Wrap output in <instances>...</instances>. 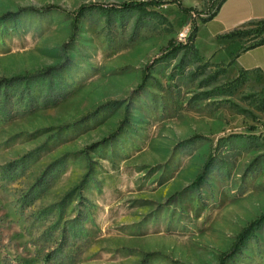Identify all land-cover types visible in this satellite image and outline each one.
Listing matches in <instances>:
<instances>
[{
	"label": "rangeland",
	"instance_id": "1",
	"mask_svg": "<svg viewBox=\"0 0 264 264\" xmlns=\"http://www.w3.org/2000/svg\"><path fill=\"white\" fill-rule=\"evenodd\" d=\"M221 2L0 0V264L224 261L264 213V75L180 52L143 83ZM224 264H264V228Z\"/></svg>",
	"mask_w": 264,
	"mask_h": 264
},
{
	"label": "crops",
	"instance_id": "2",
	"mask_svg": "<svg viewBox=\"0 0 264 264\" xmlns=\"http://www.w3.org/2000/svg\"><path fill=\"white\" fill-rule=\"evenodd\" d=\"M264 20V0H222L216 15L199 21L195 46L200 58L228 67L233 74L258 71L264 75V42L247 45L261 33L240 34ZM236 32L234 37L227 35Z\"/></svg>",
	"mask_w": 264,
	"mask_h": 264
},
{
	"label": "trees",
	"instance_id": "3",
	"mask_svg": "<svg viewBox=\"0 0 264 264\" xmlns=\"http://www.w3.org/2000/svg\"><path fill=\"white\" fill-rule=\"evenodd\" d=\"M160 4H161L160 1H131V2H124L119 7L112 6L110 8V10L134 12V13L139 15L140 19H142V18H149L154 14L159 16L160 13L158 11L150 10L149 7L159 6ZM220 5H221V3H220ZM90 6H93V5H90ZM90 6L82 5L77 10L76 14L74 15V17H75V20L73 21L74 26H77L76 20H78V18H80L83 14H85L87 9L90 8ZM94 6L102 7L101 5H94ZM219 6H218V8H219ZM179 8L184 13H188V11H189L188 8H185L182 5H180ZM218 8L211 15L204 18L202 21H207V20L213 18L217 13ZM102 10H109V9H108V7L103 6ZM197 31H198V25L195 24L192 28V31L187 35L185 41H181V42H175L173 40L169 41V43L165 47H163L162 50L160 51L161 55L158 58H155L152 63H150L146 66L145 74L143 76V83H146V81L148 80L149 72L154 67V63L156 64L162 60L167 61L171 58H174L180 52H183L186 56L191 55V54H196V53L199 55V53L197 51V47L195 46ZM237 34H239V33L233 32V33L227 35V37H234ZM240 34H248V31L241 32ZM263 42H264V38L261 39L260 41H258L257 43L253 44V45H258V44H261ZM245 73H247V71H241L239 73V75L235 78V81L238 82L239 84L245 83L247 81V77H246ZM252 128L255 129L254 127H252ZM227 142H229V140L221 139L219 143H220V145H227ZM223 163H225V162H223L222 159L217 158L216 155H211L205 164L204 173H202L201 175H199L197 177L195 186L196 185L200 186L201 184H203L205 182V177H206L207 173L212 168H214L216 166L221 167L223 165ZM263 228H264V213L262 215H260L259 218L252 221L249 225H247L239 233L237 240H236L235 244L233 245V249L231 250V252L226 253L224 255L223 260L225 261L227 257L230 258V257L235 256L236 253L239 252L242 245L247 243L249 241V239L254 237L257 234V232L262 230ZM224 261L221 264H224Z\"/></svg>",
	"mask_w": 264,
	"mask_h": 264
}]
</instances>
